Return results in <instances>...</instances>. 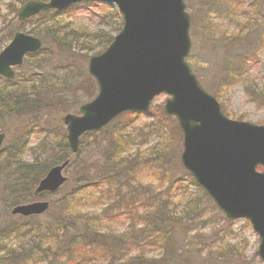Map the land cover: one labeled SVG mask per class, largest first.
Returning <instances> with one entry per match:
<instances>
[{"label":"rangeland","instance_id":"rangeland-1","mask_svg":"<svg viewBox=\"0 0 264 264\" xmlns=\"http://www.w3.org/2000/svg\"><path fill=\"white\" fill-rule=\"evenodd\" d=\"M185 2L186 9L191 16L190 37L192 41L187 61L201 85L217 98L229 118L264 124V23H255L253 20L255 10L262 9L264 12V0H231L232 4H229V7L232 10L214 5L215 0H185ZM22 3L21 0H0V50L9 43L16 30L44 31L41 23L46 20V15L37 16L25 22L18 19L17 14ZM88 6L89 9L77 7L67 10L60 13L53 24L51 21L44 24L49 27L57 22L63 26L66 25L63 29L68 32L65 40L68 42V46L65 45V41L56 42L52 37L42 38V36L34 34L43 40L45 48H43V54H32L24 60L22 66L16 69L15 80L17 81L15 83L8 85L0 79V89L5 86L2 91L13 92V97L17 98L21 96L19 95L21 92L19 91L16 95L14 92L25 86L27 88L31 84L28 81L29 76L37 72L38 60H42V66L49 73L44 85L51 86L55 92L52 97L44 95L35 97L34 103L40 104L31 105L32 107L29 108L22 107L17 110L1 105L0 133H5L0 153L1 228L17 226L19 233L27 234L37 230H29L32 226L40 225L43 222L49 223L52 219L51 207L44 214L30 218L13 215L8 192L13 186L14 179L18 176L16 166L20 163L31 165L38 159L50 162L60 157L64 148L62 142H67L66 135H64L66 127L62 122V117L68 113H77L79 106L94 98L98 92L97 84L88 73V63L93 55L102 51V45L109 40L108 38L119 32L117 30L110 31V27L115 26L118 20H122V17L118 12L119 19H109L108 12L115 9L113 5L95 3ZM246 13L247 15H245ZM247 23L249 25H245ZM100 31L105 33L103 38L106 41L102 38V42L99 43L100 35L93 36V34L100 33ZM246 31H248V41L243 36ZM10 33H12L11 36ZM74 36L77 37L78 42L76 40L67 41L68 38ZM69 42H75L77 46L72 48ZM88 46H91L94 51L87 48ZM244 46H248L243 50L244 54L251 56L250 61L246 63L248 72L241 75L239 71L235 80L222 83L226 77V72L222 67L224 57L228 55L226 53L231 52L235 59L237 56L241 60V57L238 56L239 49ZM249 47L251 48L249 49ZM48 54L51 61L46 63V58H49ZM52 72L53 74L59 72L62 74L58 85L53 84L55 78L50 77ZM244 77L245 82L243 81ZM59 84L63 85L62 90ZM26 91L28 92V89ZM26 95L32 96L33 94ZM166 98L165 94H161L153 101L149 112L140 114L136 126H141L142 133L139 134L138 140L142 136L146 137V132L149 131L156 120L155 117L159 114V108L161 107L163 111ZM124 115L117 117L100 131L85 134L81 138L80 151L76 154L78 156L72 157L71 162L76 159L80 160L82 168L81 170H72L70 165L65 170V175L71 182L70 187L74 185L77 178L80 179L82 170L98 167L101 170L109 144L108 140L112 134L130 133V128L127 127V131H120L121 128L116 126L117 119ZM171 124H173L172 121L168 122V129L172 128ZM164 134H167V130L162 126L153 129L148 144L157 143L161 140L157 138ZM167 136L169 137V133ZM182 151L183 134L181 132V140H176L173 147L170 148L168 160L172 171L179 172L182 169L180 161ZM179 175H184V185L181 188L188 189L189 195L186 198L200 199V209L202 213H205L199 222L193 220L192 223L190 221L182 223L183 232L178 235V240L184 245H189V247H185L187 253L181 260L182 264H264L258 255L259 236L253 231L251 224L244 219L229 221L212 200L203 196V189L192 184L186 173L180 171ZM63 188L64 186L61 189ZM61 198L58 191L57 194L44 195L40 199L49 200L52 204ZM80 198L81 202L87 200L86 194L81 195ZM76 209L82 210V207ZM32 234L30 232L31 236ZM213 238L217 239L215 245L219 247L218 249L226 248L224 253H220L221 250L207 252L212 246L211 239ZM0 240H3L0 248L7 249L6 252L0 250L1 264H43V261L34 262L31 259L33 256L36 257V252L40 248L47 250L49 248L48 244L38 243L36 240L32 249L24 248L21 251L23 246L21 242L26 240V236L13 235L5 239L0 236ZM214 242L212 241V243ZM26 246L28 247V244H25ZM45 255L47 256V254ZM25 261L30 262L26 263ZM64 261L65 258L60 260L58 256L52 264H63Z\"/></svg>","mask_w":264,"mask_h":264},{"label":"water","instance_id":"water-1","mask_svg":"<svg viewBox=\"0 0 264 264\" xmlns=\"http://www.w3.org/2000/svg\"><path fill=\"white\" fill-rule=\"evenodd\" d=\"M84 0L28 1L20 19L49 9L69 8ZM116 4L123 27L102 52L93 55L88 71L97 95L62 117L69 149L77 153L80 138L129 112L149 111L165 94L164 112L174 116L183 133L181 162L229 220L248 219L259 235L264 262V124L231 119L215 96L203 88L187 58L191 52V17L185 0H96ZM42 40L17 31L0 52V75L12 80L14 66L42 48ZM5 133H0V152ZM70 160L56 165L35 192H56L66 181ZM48 201L17 205L12 214H43Z\"/></svg>","mask_w":264,"mask_h":264},{"label":"trees","instance_id":"trees-1","mask_svg":"<svg viewBox=\"0 0 264 264\" xmlns=\"http://www.w3.org/2000/svg\"><path fill=\"white\" fill-rule=\"evenodd\" d=\"M21 1L24 4L29 0ZM95 3L97 2L85 1L84 5L78 8L89 9L88 5H94ZM229 4H232L231 0H215L214 2L216 6L220 5L224 9L232 10ZM108 13L110 20L119 19L117 9ZM42 15H46V20L41 23L44 31L31 30L28 32L42 36V38L52 37L56 42H64L68 35V32L63 29L66 25L63 26L60 22L52 25L60 13L51 10L39 16ZM253 20L255 23H264L262 9L254 11ZM50 21L52 22L50 27L44 26L45 23ZM122 23V20H118L115 26L110 27V31H120ZM103 34L105 33L100 31V33H94L93 36L100 35V43ZM247 34L248 31L243 35L246 41H248ZM11 35L12 33H10ZM108 39L106 41L103 38L106 41L102 45L103 49L110 44L114 36H110ZM70 40L78 42L75 36L68 38L67 41ZM69 43L72 48L77 46L75 42ZM65 45L68 46V42ZM87 48L94 51L91 46ZM247 48L248 46H244V48L239 49L240 54L238 56L241 57V60L237 56L235 59L234 54L231 52L226 53L228 55L224 57L222 62L226 77H224L222 83L235 80L239 71L241 75L248 72L246 63L250 61L251 56L250 54L245 55L243 51ZM44 49L37 54L42 55ZM242 51L243 55L241 54ZM48 57L46 63L49 60L51 61L49 54ZM42 63V60H38L37 72L29 76L28 81L31 84L27 88L25 86L14 92L16 95L20 91L19 95L26 96L25 99L21 96L14 98L13 92H4L2 90L5 86L1 87L0 113L1 105L17 110L22 107L29 108L40 104L34 103L35 97L42 95L52 97L54 95L55 92L51 89V86L44 85L49 73L42 66ZM50 77H54L55 82L53 84L58 85L62 74L60 72L53 74L52 72ZM15 81L17 80H3V83L11 85ZM243 81L245 82V77ZM59 87H61V90L63 89L62 84H59ZM30 93L33 95H26ZM158 111L159 114L155 117L156 120L150 129L152 128L153 131V129L162 126L167 130V134L157 138L161 139L160 141L148 144L152 135L150 129L146 132V137L142 136L138 140L139 134L142 133L141 126H136L140 114L129 113L120 117V119L118 118L116 126L121 128L120 131H127L128 127L130 133L112 134L108 140L109 144L101 170H99V167L82 170L83 173L80 175V179L77 178V181L71 187V182L68 180L69 182L59 191L62 198L51 204V221L32 226L29 230L37 229L30 231L31 234L34 232L32 236L30 232L27 234L19 233L17 226L12 228L6 226L0 227L2 239L13 235L17 237L26 236V240L21 242L23 244L21 251L24 248L32 249L36 240L38 243L48 244V250L40 248L36 252V257L33 256L34 258L31 259L34 262L43 261V264H52L58 256L60 260L65 258L63 264H182L181 260L184 254L187 253L185 247H189V245H184L183 242L178 240V235L183 232L181 229L182 223L187 221L192 223L193 220L199 222L205 216V213H202L200 209V199L186 198L189 195L188 189L181 188L184 185V175H179V172L186 173L192 184L198 188L200 187L181 165L182 169L179 172L172 171L168 160L170 148L173 147L176 140H181V130L178 123L175 118L166 116L161 107ZM171 121L173 123L171 124L172 128L168 129L167 124ZM168 133L169 137L167 136ZM64 135H66V132ZM62 144L64 146L63 152L57 159L50 162L38 159L31 165L20 163L16 166L18 176L14 179L13 186L8 192L12 207L42 197L35 194V189L40 180L53 166L78 156L70 151L67 142H62ZM70 165L72 170H81L82 168V164L78 159L71 162ZM83 194H86L87 200L81 202L80 196ZM203 194L204 197L211 200L205 192ZM87 203L88 205H86ZM77 207H82V210H77ZM190 226L192 225L190 224ZM24 230H26L25 227ZM211 240L215 242L212 243L211 241L212 246L207 252L221 250L215 245L217 239L213 238ZM2 241L0 240V244ZM25 244H28V247H25ZM0 250L7 251L3 247ZM225 250L226 248H223L220 253H224ZM25 262L29 263L30 261Z\"/></svg>","mask_w":264,"mask_h":264}]
</instances>
